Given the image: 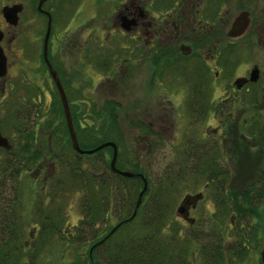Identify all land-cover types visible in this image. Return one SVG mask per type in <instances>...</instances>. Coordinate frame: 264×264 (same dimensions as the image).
Masks as SVG:
<instances>
[{
    "label": "trees",
    "instance_id": "trees-1",
    "mask_svg": "<svg viewBox=\"0 0 264 264\" xmlns=\"http://www.w3.org/2000/svg\"><path fill=\"white\" fill-rule=\"evenodd\" d=\"M213 3L218 11L224 0ZM167 10L179 14V0H167ZM65 90L80 147L89 150L105 141H113L120 146L124 138L119 132L116 116V107H119V104L107 102L99 107L94 103H77L76 106L71 102L73 99L70 98L67 89ZM55 94L53 104L55 109L52 111L54 113L56 110L54 122L48 120L36 128L38 122L35 117L37 124L32 127L28 120L31 121V115L38 112V109L36 104L26 101L21 105V109L25 111L21 119L14 111L9 113L11 119L9 125L18 133L21 140L18 149L13 145L10 150L0 148V264H196L193 243L197 238L179 237L178 220L168 215L174 190L178 188L175 182L182 181L180 179L182 174L174 176L179 180H164L165 183L152 184V195L147 197L149 193L147 190L136 208L143 181L127 180V177L121 176L120 182L113 185L114 180L111 179L115 173L110 168L113 155L111 146L96 150L94 153H86L82 157L77 155L70 140L57 89ZM36 114L39 116V113ZM54 128L59 135L66 138L65 143L59 144L63 146V152L59 155L55 154L54 143L51 142ZM37 132H40L39 135L42 134V142ZM194 144V140L188 138L179 150V167L182 171L185 170V166L192 163L191 173L201 171L208 172L206 176L208 178L218 175L223 177L224 172L214 166L207 152L200 153V158L197 159ZM66 152L69 155L63 158ZM103 152H107L108 158L103 156L102 161L100 160V171L103 166L108 169L109 180H99L100 176L90 166H83V157L94 156L96 165L98 161L95 157ZM119 154L116 159L117 167ZM49 155V162L57 158L60 162L58 164L60 173L58 172L57 177L22 180L23 174L29 173L35 164L45 162ZM132 162L128 161L130 172L143 171L142 167L139 169L137 160ZM169 175L166 174V178H171ZM121 185L123 188L116 189V186ZM77 189L84 192L81 204L84 219H79L73 226L80 227L79 230L68 232L63 226L67 221L65 202ZM119 190L122 191V197L119 196L121 205L116 213L118 220L116 224L111 225L108 224L109 212L112 210L115 195L120 193ZM225 194L228 195V192ZM229 198L230 206L238 213L237 216L259 218L263 221L264 214L259 213L258 206L264 203V188L258 184H250L243 190L232 191ZM217 200L221 205L219 212L229 209L230 206L228 207L224 201ZM135 208L134 217L127 220L133 215ZM31 225L38 226L33 235L26 231ZM116 225L118 227L114 232L107 236ZM249 227L248 234H240V242L235 249L228 252L221 244L222 238L219 236L221 232L211 230L215 237L210 238L209 245L202 243L200 264H226L232 256L239 258L245 256L247 250L245 243L250 244L251 238L257 237L258 231L255 226ZM100 232L103 234L100 235ZM72 253L79 256L70 262L68 256Z\"/></svg>",
    "mask_w": 264,
    "mask_h": 264
},
{
    "label": "flooded vegetation",
    "instance_id": "flooded-vegetation-1",
    "mask_svg": "<svg viewBox=\"0 0 264 264\" xmlns=\"http://www.w3.org/2000/svg\"><path fill=\"white\" fill-rule=\"evenodd\" d=\"M38 2L39 0L36 2V10L39 12ZM116 2L114 16L110 20V25L121 36H127L129 38L127 43L120 45V47H114L116 49H111V52L107 55L110 66L103 67L101 71H98V73L104 74L102 80H100V87L103 88V85L107 83L106 89H109L111 94L106 93V95H113L112 88H117V83H123L126 79L131 78L133 84H136L135 82L139 80L138 83H143L145 90L148 91L146 93L147 96L144 98L147 100L154 99L156 103L159 102L160 104L172 103V99H164L161 97L159 90L162 88L175 89L178 103L180 100V104L185 107L184 118L197 125L196 128L194 127L192 133L195 138H191L195 143V152L198 154L197 159L200 158V153L207 152L214 166L216 165L219 170H222L226 174L225 169L228 168L229 162H236L232 159V156H234L232 155L233 152L238 150H244L246 151L245 153L249 152L248 146L245 148L241 144H238L240 141L239 120L243 121V126L249 124L250 126L257 127L256 125L258 124L256 121H259L258 118L261 120L264 119V54L262 55L258 49L259 47L264 48V7L261 10L259 9L258 3L255 4L254 2L252 7H248L250 9H247V7L242 9V11H248L249 13V26L243 35L238 38H232L228 34L234 20L230 8H228L230 6L229 0H224L223 16H219V10L218 12H214L209 9L208 5L207 7L204 6V10L201 9L203 7L202 5L208 2V0H193L190 4L191 8L188 9H185L187 8L185 5L183 7L184 0H179V14H174L167 10V0L154 2L149 0H116ZM17 3H21L23 8L13 22V20L4 17L2 9L4 6ZM49 7L50 9L47 11L51 13L52 31L54 12H56L57 5L54 2ZM24 9L25 4L20 1L8 2L5 0L0 6V30L3 34L0 40V46L6 57V72L0 76V89L2 93H0V96L5 97L7 88L11 90L10 94L16 93L19 88H31V94L24 96L23 101L36 104V97L34 95L32 96V94H34L33 92L37 88L34 81V76L37 75L33 73V67L26 69V71H23L22 68V54L25 52L23 49V46H25V36L22 35ZM41 14L46 17L47 31L48 16L42 12ZM130 21L132 24L127 29L126 24ZM108 26L109 22L107 21L103 24L102 30L107 29L105 39L110 40L111 33ZM93 29H95L96 34L94 35V40L90 41V45L88 43L89 33L86 34L88 37L85 36V41L82 44H71L72 39L69 38V48L72 49L75 46H79L80 48V54L82 53V61L84 62L82 67H84V64L86 67L87 64L89 66L91 63H95L99 67V63L104 61V58H102L104 56L102 51H100L102 49H98L101 45L99 44L100 36L96 31H99L100 28L95 27ZM45 35L46 32L44 36L39 34L37 37L38 42L40 41L39 38L42 37L41 53L40 55L38 53L37 57H40L44 71L47 72L52 84H54V88L57 89L43 54ZM51 41L50 32L47 56L51 65L57 71L62 85L64 83L63 88L65 90L67 82L63 80V75L60 73V67L55 60L56 56L52 52ZM81 45H83V48ZM28 54L31 55V53L25 54L27 60L30 59ZM119 60H122L123 63H118ZM243 64H247V66L243 68L241 74H237V71ZM171 66H174L177 70L178 83L175 88L171 82H167V78L171 76L169 72ZM254 69L257 70V79L255 81L250 79ZM182 76L186 78L185 81L181 79ZM104 78L105 80H103ZM221 81H224V85L218 87V82ZM68 82L69 84L72 82L71 76ZM21 83H24L23 87H21ZM217 87L222 88L219 95L216 94ZM81 93L79 96H69L73 101L79 99L77 101L78 104L95 103L83 98L82 87ZM152 95L154 96L152 97ZM67 99L69 102L68 96ZM107 102H116L119 104V107H116V116L118 124H120L119 109L121 108V104L115 101L113 97L109 98L107 96L100 105L104 106ZM248 113L250 114L248 115ZM243 115L245 116L241 119ZM148 116L145 117L143 124L145 128L142 144L144 151L139 152V145L133 147L135 149L133 151L134 160L138 161L139 169L142 167L143 171L137 170L136 173L132 172V176H126L111 170L119 180H121V176L127 177V180H142L143 186L144 178H146V191L149 190L147 197H150L149 195H152L153 192L152 174L155 173L158 164L163 159L161 150L163 149L162 138L165 134L163 129L155 127V122L152 120V113ZM159 117L162 118L160 114ZM209 120H214L215 124H206L203 131H201L199 124L201 122L204 124L205 121L207 122ZM129 127L134 126L133 124H129ZM119 132L125 139L121 127ZM212 134H218L217 138L208 139ZM121 147V145L117 146V158L119 153V156L121 155ZM84 154L86 153L77 152V155H81V157ZM128 161L129 159L126 156L122 157V159L120 156L119 167L117 168L122 171H129ZM104 169L105 167L103 166L102 171ZM208 179L205 185L207 187L209 185H212V187L215 186L218 189V193H215V195L218 194L217 196L221 197L220 200L225 202L226 198L228 199L230 197V194L227 195L225 194L226 191H223V188L226 189V185L228 184L226 182L228 180L227 176L224 175L222 177L218 175L209 177ZM158 180L171 179L159 178ZM257 182L260 183L259 180ZM199 193L186 195H197ZM201 194L202 196L196 201L195 205H185L189 218H194L191 216V212L197 209L199 201L203 199L204 194ZM177 208L175 210L177 220H179V217L186 220L184 217L179 216ZM195 221L196 219L194 218ZM186 222L194 224V222L190 223L187 220Z\"/></svg>",
    "mask_w": 264,
    "mask_h": 264
},
{
    "label": "rangeland",
    "instance_id": "rangeland-1",
    "mask_svg": "<svg viewBox=\"0 0 264 264\" xmlns=\"http://www.w3.org/2000/svg\"><path fill=\"white\" fill-rule=\"evenodd\" d=\"M5 0H0V6L2 2ZM8 2L20 1L25 4V9L23 11V33L24 43L23 46L24 53L22 54V68L23 71L26 69L33 70V73H36L37 76L35 78V84L37 86L34 94L36 103V108L38 112L31 115L30 124L34 127L37 122L36 128L39 127V124L45 123L48 120H52L53 122L56 119V110L54 113L52 112L55 108L53 104L55 103L56 89L54 88V84L50 80L47 72L44 71L42 66V62L38 53H41V39L39 38V42L37 37L39 34L44 36L46 32V17L39 13L36 10V2L37 0H7ZM144 1V0H142ZM148 1V0H146ZM149 1H158V0H149ZM193 0H184L183 7L187 6V8H191L190 4ZM217 0H208L205 2L201 7L204 10V6L209 7L212 11H217V6L213 3ZM57 5L56 12H54V21L53 27L51 31V46L52 52L56 56L55 60L60 67V73L63 75V80L66 83V89L70 96H79L81 93V87L83 92V98L88 99L89 102H95V105L101 106L100 104L104 100L105 97L109 96V98H114L115 101H118L120 105L119 109V126L121 127L122 131L124 132L125 139L121 142V159L122 157H127L129 161L132 162L134 160V153L135 150L133 147L135 145H139L138 149L139 152H143V135L145 132L144 122L145 117H149L148 115L152 113V120L155 122V127L158 129H163L165 136H163L162 145L163 149L162 152V161L158 164L157 170L155 173L152 174V184L156 182L165 183L164 180H158L159 178H166V174L171 175V180H174V176H178L179 173L181 182H175L178 188H175L173 193L172 202L170 205L169 214L170 216L176 217L175 210L184 198L186 194H196V193H203L204 197L201 201H199L197 205V209L192 210L191 216L196 219L194 224H189L186 220L179 217V237H196L195 243H193V247L196 251L195 262L196 264H200L201 261V245L205 243L209 245L210 238H214L215 235L211 232V230L217 231L219 236L222 238L221 244L224 246L226 251H231L235 249V246L240 242L242 233L248 234L249 225L255 226L257 228V237L251 238L250 244L245 243L247 250L245 252V256L242 258L239 257H230L229 263L226 264H261L260 261V250L264 246V219L261 221L259 218H250L248 216H244L241 218L238 213L233 210L230 206L229 198H226V205H228L229 209H223V211L219 212L221 205L219 204L220 199L215 193H218V189L215 186L209 185L207 187L205 184L207 182L208 172L202 173L200 172H193L191 173L192 163H189L185 166V170H189V172L183 170L178 165V149L180 150L183 147L184 142L189 138L193 137L192 133L194 131V127L196 128V124L194 122L189 121L188 119L184 118L185 111L184 106L180 104V100L178 103L176 91L169 88H162L160 91L161 97L170 98L172 99V103L160 104L159 102L153 100H147L146 93L148 92L144 88L143 83H138L137 80L133 84L131 78L126 79V81L117 83V88H112L113 95H110L109 89L107 90V86L103 85V88L100 87V80H102L104 74L98 73V71L102 70L103 67L110 66L109 59L107 55L111 52L110 50L114 47H120V45L125 44L128 42L127 36H121L117 30H114L112 25H110V20L112 16H114V11L116 7V0H48L46 1L42 7L46 10L50 9V5L54 3ZM258 3L259 9H263L264 7V0H229L230 12L232 18L242 11V6L252 7L253 3ZM187 4V5H186ZM252 4V5H250ZM256 6V5H255ZM219 16H223L224 12V5L219 9ZM109 22L108 29L111 33V38L105 39L107 34V29L102 30V26L104 23ZM95 27L100 28L99 31H96L99 34V44L101 45L98 49H102V54L104 57V61L99 63V67L97 64L91 63L89 66L88 64L85 67H82L84 63L82 61V53L80 54L79 46H75L69 48L68 44L69 38L72 39V43H84L86 34L89 33L88 43L90 45V41L94 40ZM123 37V38H122ZM115 45H114V43ZM50 46V47H51ZM83 48V45H81ZM71 49V50H69ZM104 49V51H103ZM116 49V48H114ZM113 49V50H114ZM259 51L264 54V48L259 47ZM83 52V51H82ZM31 53L28 57L30 58L27 60L25 54ZM115 54V53H113ZM31 60V61H30ZM122 62L119 60L118 63ZM60 63V64H59ZM105 63H107L105 65ZM123 63V62H122ZM104 65V66H103ZM88 66V67H87ZM247 64H243L238 73H242L243 68H245ZM145 67V66H144ZM169 72L171 76L167 78V82H171L172 86L175 88L178 80H177V70L174 66H171ZM35 75V74H33ZM70 76L72 78V82L69 84ZM33 78V76H31ZM33 78V79H34ZM183 81L186 80L184 76L181 77ZM105 80V78L103 79ZM132 82V83H131ZM140 84V85H139ZM24 83H21V87H23ZM224 81L218 82V87L223 86ZM216 89V94H220V88ZM1 88V87H0ZM32 89H28L26 87L19 88L16 93L10 94L11 90L7 88V93L5 92V97L0 96V127L10 143L14 146L20 148V136L17 135V132H14V129L9 125L10 114L12 111L15 112L17 117L21 119L23 117V113L25 112L24 109H21L22 102L24 100V96H29L31 94ZM1 93V89H0ZM106 93H110L106 95ZM2 94V93H1ZM0 94V95H1ZM82 94V93H81ZM8 96V97H7ZM154 95H152L153 97ZM6 98V99H5ZM180 99V96H179ZM76 100V101H75ZM73 101L74 105H76L79 99H75ZM77 106V105H76ZM77 108V107H76ZM34 111V108H32ZM37 111V110H36ZM29 113V112H28ZM39 113V116H37ZM159 114L162 118L159 117ZM250 113H248L249 115ZM245 115L242 116L243 119ZM35 117H37V122ZM250 118V117H249ZM259 121H256L258 125L250 126L249 124H245L243 126L241 120H239V139L240 141L238 144H241L242 147H249V152L245 153L246 151H235L232 153V159L236 161L233 163L232 161L229 162L228 168L225 169L227 179L226 182V189L223 188L230 194L232 191H240L243 190L245 187L249 186L250 184H258L260 187L264 188V119L258 118ZM89 120V119H87ZM252 122V121H251ZM255 122V121H253ZM129 124L134 127H129ZM206 124L214 125V120L205 121L204 124L202 122L199 124L200 130L203 131V128ZM41 126V125H40ZM139 126H141L139 128ZM29 128V127H28ZM43 128H45L43 126ZM26 129V128H25ZM251 129V130H250ZM53 140L51 142L54 143V151L56 155H59L63 152V146H59L60 142L66 141L64 136L59 135L58 132L53 129ZM187 131V132H185ZM38 133V132H37ZM40 133V132H39ZM38 133V135H39ZM218 134H212L208 139L217 138ZM39 140L43 141L42 134L39 135ZM244 136V137H243ZM263 141V143H261ZM61 145V144H60ZM179 146V147H178ZM103 149V148H102ZM241 150V149H240ZM61 151V152H59ZM63 155L67 157L69 155ZM105 156L108 158L107 152H103L96 160L98 164H94V156L84 157L83 166H90L100 177L99 180H109L108 169H104V171H100V162L102 161V157ZM50 155L46 157L45 162L41 164H35L31 167V171L27 174H23L22 180H45L50 176H58V164H60L58 158L50 161ZM86 158V159H85ZM88 158V159H87ZM125 159V158H123ZM143 159V158H141ZM44 160V159H43ZM101 160V161H100ZM125 161V160H124ZM136 161V160H134ZM52 162V163H51ZM133 163V162H132ZM48 164V166H47ZM50 164V165H49ZM90 164V165H89ZM92 164V166H91ZM45 166V168H43ZM122 167V166H121ZM184 174V175H183ZM190 174H195L191 176ZM169 175V176H170ZM111 180L113 181V185L115 186L120 182V180L113 176ZM176 180V179H175ZM179 180V179H178ZM257 180H261L260 183ZM193 181V182H190ZM180 185V187H179ZM123 188V185L116 186V189ZM216 191V192H215ZM119 195H115V200L113 199L112 203V210L109 212V221L108 224H116L117 223V216L116 213L118 212V208L120 204V198L122 197V191L119 190ZM84 192L83 190L77 189L74 190L71 195H69L65 208V217L66 222L64 229H68V232H74L76 229L79 230L80 227L73 228L74 224L79 222V219H84L82 201H83ZM255 196V195H254ZM258 197V196H257ZM259 213L264 214V203H261L258 206ZM175 221H177L175 219ZM99 225H97L98 228ZM100 228V227H99ZM37 225L29 226L26 231L27 233H31L32 235L37 231ZM101 229V228H100ZM102 232V231H101ZM100 232V235L103 233ZM226 252V253H227ZM79 254L72 253L68 256L70 262L77 259ZM194 257V256H193ZM68 261V262H69Z\"/></svg>",
    "mask_w": 264,
    "mask_h": 264
},
{
    "label": "water",
    "instance_id": "water-1",
    "mask_svg": "<svg viewBox=\"0 0 264 264\" xmlns=\"http://www.w3.org/2000/svg\"><path fill=\"white\" fill-rule=\"evenodd\" d=\"M46 0H39L38 2V10L42 13L47 14L48 16V25H47V31H46V35H45V41H44V47H43V54H44V58L46 60V63L48 65L49 71L51 73L52 78L55 81L58 93L60 95V100H61V104H62V108H63V112H64V116H65V120L68 126V131H69V136H70V140L72 143L73 148L78 152V153H93L96 150H100L104 147L107 146H112L113 148V155L110 161V168L114 171V172H118L121 173L123 175L126 176H132L133 173L130 171H122L120 169H118L116 167V159H117V152H118V148L116 143H114L113 141H105L102 142L101 144H99L98 146H96L93 149H89V150H84L80 147L78 139H77V134L74 128V124H73V120H72V115H71V110H70V105L67 99V95L66 92L63 88V85L60 81V78L58 76L57 71L53 68V66L51 65L48 56H47V45H48V39L50 36V32H51V21H52V17H51V13L45 9H43L42 5ZM22 4L21 3H17V4H13V5H7L4 6L2 9V13L4 15V17H6L9 20H14L18 17V13L22 10ZM250 23V18H249V13L248 11H241L239 12L236 17L233 20L232 26L230 28V30L228 31V34L232 37V38H238L239 36L243 35L246 31L247 28L249 26ZM132 24V22H128L126 24V28L129 29L130 25ZM2 32L0 30V40L2 39ZM6 72V57L3 53V49L0 46V76L4 75ZM251 80L255 81L257 79V70L254 69L251 73ZM0 148H5L7 150H10L12 148V144L10 143L9 139L3 135L1 129H0ZM139 175V174H138ZM142 177L143 175L140 174ZM147 189V180L146 178H144V186L142 188V190L139 192V197L137 200V204H136V208L138 207L139 203L141 202L142 199V195L144 194V192ZM202 196L201 193L197 194V195H186L183 200L181 201L180 205L177 208V213L179 214V216L184 217L187 221H189L190 223L194 222V218H189L188 214L186 213V208L185 205H190L193 204L195 205L196 201ZM136 208L135 211L133 213V215L128 218L127 220H130L134 217L135 213H136ZM119 225V224H118ZM118 225L114 226L109 234L110 235L112 232H114V230L118 227ZM102 241V240H101ZM100 241V242H101ZM260 261L261 264H264V246L261 248L260 250Z\"/></svg>",
    "mask_w": 264,
    "mask_h": 264
}]
</instances>
